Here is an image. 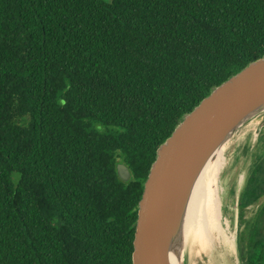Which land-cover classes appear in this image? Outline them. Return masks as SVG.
Here are the masks:
<instances>
[{"label":"trees","instance_id":"16d2710c","mask_svg":"<svg viewBox=\"0 0 264 264\" xmlns=\"http://www.w3.org/2000/svg\"><path fill=\"white\" fill-rule=\"evenodd\" d=\"M263 56L264 0H0V264H134L158 149ZM254 154L240 264H264Z\"/></svg>","mask_w":264,"mask_h":264},{"label":"water","instance_id":"95a60500","mask_svg":"<svg viewBox=\"0 0 264 264\" xmlns=\"http://www.w3.org/2000/svg\"><path fill=\"white\" fill-rule=\"evenodd\" d=\"M248 123L256 128L258 144L264 129V56L213 88L183 116L158 149L138 204L134 264H186L188 242L191 253V244L204 248L198 241H188L185 234L187 209L196 182L216 151ZM254 152L236 194L237 223L239 196L253 165ZM117 172L123 180L131 178L123 163L118 164ZM234 232L235 258L240 264L238 226ZM173 256L176 263L171 260Z\"/></svg>","mask_w":264,"mask_h":264},{"label":"rangeland","instance_id":"374dc122","mask_svg":"<svg viewBox=\"0 0 264 264\" xmlns=\"http://www.w3.org/2000/svg\"><path fill=\"white\" fill-rule=\"evenodd\" d=\"M255 133L256 128L249 123L240 128L230 141L227 152H223L217 156L219 159L218 168L210 174L208 173V179L221 183L224 187L228 184V201L221 196L216 198V202L223 205H227L228 202L230 203L229 209L227 211L224 210V214L230 220V233H233L238 226L235 203L236 194L238 193L237 186L240 185L244 177L245 168L250 166L252 152L264 154V145L263 147L261 145L255 147V145L257 146V136ZM248 214H250V211L247 212ZM191 246L193 253L190 251V243L188 242L186 253L189 255L186 257V264H238L235 258V248L233 251L228 246L218 245L211 251L210 249H205V247L203 249L199 248L198 244H191Z\"/></svg>","mask_w":264,"mask_h":264},{"label":"bare ground","instance_id":"6f19581e","mask_svg":"<svg viewBox=\"0 0 264 264\" xmlns=\"http://www.w3.org/2000/svg\"><path fill=\"white\" fill-rule=\"evenodd\" d=\"M229 144L230 140L224 143L205 165L196 182L187 209L186 238L188 241L190 239L198 241L203 247L211 251L218 245L228 246L233 251L235 248V232L230 233V220L224 214V210L227 211L229 209L230 203L223 205L216 202V198L221 196L228 201V184L224 187L221 183L208 179V173L210 174L218 168L219 159L217 156L227 152ZM243 179L240 185L237 186L238 190L242 186ZM171 260L176 263L174 256L171 257Z\"/></svg>","mask_w":264,"mask_h":264}]
</instances>
